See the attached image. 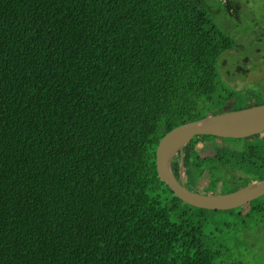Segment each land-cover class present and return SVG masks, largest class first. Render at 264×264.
<instances>
[{
	"label": "trees",
	"instance_id": "16d2710c",
	"mask_svg": "<svg viewBox=\"0 0 264 264\" xmlns=\"http://www.w3.org/2000/svg\"><path fill=\"white\" fill-rule=\"evenodd\" d=\"M224 3L239 18L242 7ZM207 10L204 0H0V264H244L204 223L220 212L264 226V196L248 215L199 209L156 172L163 137L235 98L218 64L238 26L220 29ZM254 138L244 153L196 138L173 172L182 165L186 186L206 195L227 192L225 175L242 165L256 171L248 185L263 180L264 137Z\"/></svg>",
	"mask_w": 264,
	"mask_h": 264
},
{
	"label": "rangeland",
	"instance_id": "374dc122",
	"mask_svg": "<svg viewBox=\"0 0 264 264\" xmlns=\"http://www.w3.org/2000/svg\"><path fill=\"white\" fill-rule=\"evenodd\" d=\"M204 1L212 21L219 28L223 23L229 21L234 22L238 26V29L230 30L237 43V47L222 56L218 64V75L221 90L223 89L231 94L234 93L235 101H238L237 103L239 104L236 107L244 106L247 109L249 108L247 105L250 103L248 99L251 98L244 95L242 91L250 89V86L258 82H260L258 86H264V0H229L233 5L242 7L239 18L237 15L232 18L228 15L227 12L229 11H227V6L224 3L227 0ZM256 24L261 28L263 34H259L260 29L258 28V33L248 32L255 29ZM259 35L261 38H258ZM228 88L234 90L228 91ZM255 103L257 102L250 104ZM254 141V137L246 141L212 140L214 144L221 147H231L234 149L257 145ZM260 145L264 146V142ZM212 147V144L209 142H201L197 150L202 153L204 159L207 158L206 160H209L211 156L216 154L211 149ZM246 167V165H242L244 174H255L256 171L254 169ZM182 176L183 180H186L185 175ZM208 183L209 181H203L202 189ZM262 197L257 199H261ZM214 219L216 221L212 227L207 222L204 223L207 225L206 232L207 234L213 233L218 245L229 250L232 261L241 260L244 264H264V226L255 222L251 223L252 219L245 216L239 218L235 215L220 212L216 214ZM245 227H248L247 230Z\"/></svg>",
	"mask_w": 264,
	"mask_h": 264
},
{
	"label": "water",
	"instance_id": "95a60500",
	"mask_svg": "<svg viewBox=\"0 0 264 264\" xmlns=\"http://www.w3.org/2000/svg\"><path fill=\"white\" fill-rule=\"evenodd\" d=\"M264 134V104L239 111L224 107V114L179 127L163 137L155 151L156 172L160 182L183 202L211 211L238 209L264 195V180L252 183L228 194L206 195L190 190L183 180L173 172L177 155L185 156L186 147L196 138L213 137L223 140L241 141Z\"/></svg>",
	"mask_w": 264,
	"mask_h": 264
},
{
	"label": "flooded vegetation",
	"instance_id": "af4514ba",
	"mask_svg": "<svg viewBox=\"0 0 264 264\" xmlns=\"http://www.w3.org/2000/svg\"><path fill=\"white\" fill-rule=\"evenodd\" d=\"M259 83L260 82L255 83L254 85L250 86V89H248L246 91H242V92H244V95H246L249 98H251V99H248V100H250L249 101L250 103H252V102H262L264 104V86H258ZM229 85H230V83H229ZM239 92H241V91H239ZM255 95H256V97H255ZM235 100L236 99L233 98L232 100L228 101V104L226 105V106H228V105L231 106V111H233L232 108H233V106H234V104L236 102ZM263 104H261V105H263ZM252 107H254V106H252ZM223 110H224V108H223ZM261 136H264V135H261ZM247 149H248V147H241L239 149H233V150H234L235 153H238L239 151L244 153V152L247 151ZM260 160L263 161V162L261 163V165L259 167H257V172H258L257 174L259 176H261L262 172H264V147H263V157L260 158ZM233 169L234 170H232V169L228 170V173H227L228 175H225L226 178H228V183H227L228 186H226L227 192L221 193V194L232 193V192L238 191V190L248 186V184H247L248 175H245L243 173L242 169H240V168H233ZM256 182H258V181H256ZM223 183H225V182H223ZM252 183H255V182H252ZM219 191H220V189H219ZM249 206L250 205L248 203V204H246V205L241 207V211L244 213V215L250 214L249 213Z\"/></svg>",
	"mask_w": 264,
	"mask_h": 264
}]
</instances>
